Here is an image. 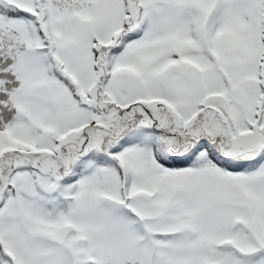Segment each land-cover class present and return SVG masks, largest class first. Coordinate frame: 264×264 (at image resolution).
<instances>
[{
    "label": "snow or ice",
    "instance_id": "1",
    "mask_svg": "<svg viewBox=\"0 0 264 264\" xmlns=\"http://www.w3.org/2000/svg\"><path fill=\"white\" fill-rule=\"evenodd\" d=\"M0 264H264V0H0Z\"/></svg>",
    "mask_w": 264,
    "mask_h": 264
}]
</instances>
